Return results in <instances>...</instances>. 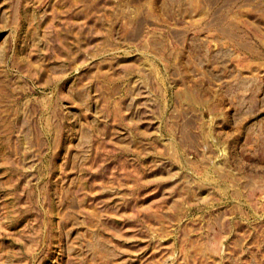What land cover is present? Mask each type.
<instances>
[{
  "label": "rangeland",
  "instance_id": "374dc122",
  "mask_svg": "<svg viewBox=\"0 0 264 264\" xmlns=\"http://www.w3.org/2000/svg\"><path fill=\"white\" fill-rule=\"evenodd\" d=\"M0 264H264V0H0Z\"/></svg>",
  "mask_w": 264,
  "mask_h": 264
}]
</instances>
